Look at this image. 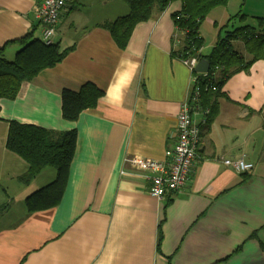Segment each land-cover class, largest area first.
<instances>
[{
	"label": "crops",
	"instance_id": "obj_1",
	"mask_svg": "<svg viewBox=\"0 0 264 264\" xmlns=\"http://www.w3.org/2000/svg\"><path fill=\"white\" fill-rule=\"evenodd\" d=\"M41 1L0 0V47L8 58L41 38ZM250 4L256 11L254 0H230L207 15L204 54L243 24L239 13L254 17L245 12ZM181 8L175 0L137 24L123 49L102 24L128 14L126 0L68 1L54 37L70 49L65 58L24 81L16 98L1 100L0 205L9 207L0 216V264H264L263 59L226 81L211 122L194 114L201 137L182 190L153 197L144 171L126 161H167L176 145L178 114L194 88L173 39V14ZM88 81L104 96L76 121L66 120L63 90L78 91ZM11 119L77 130L57 206L27 210L26 197L54 180L56 170L46 167L29 183L19 179L28 163L6 147ZM238 158L254 167L239 172L225 163Z\"/></svg>",
	"mask_w": 264,
	"mask_h": 264
},
{
	"label": "trees",
	"instance_id": "obj_2",
	"mask_svg": "<svg viewBox=\"0 0 264 264\" xmlns=\"http://www.w3.org/2000/svg\"><path fill=\"white\" fill-rule=\"evenodd\" d=\"M173 1L126 0L129 13L102 26L111 32L119 47L124 49L137 24L164 11ZM181 1L182 8L173 14L176 25L174 43L182 45L176 52L182 59L196 56L199 61H209L207 73L196 74L201 92L199 105L209 110L206 120L211 122L219 111V98L225 95L222 88L226 81L233 74L248 69L255 61L264 60V16H254L255 21L248 22V15L239 13L237 17L243 20V24L227 29L211 53L204 54L202 23L214 8L227 5L230 0ZM235 41L243 43V51L235 47ZM69 50H62L58 42L46 44L41 38H36L25 42L15 57L10 59L5 54V46L0 47V111L2 99L16 98L24 81L33 79L41 71L61 62ZM212 85L216 89H212ZM104 94V90L92 81L84 83L78 91L64 89L63 117L76 121L83 111L96 107ZM8 124L6 147L28 163V170L19 177L22 182H31L46 167L56 170L54 180L26 197L27 210L32 213L57 206L68 184L77 147V130H55L15 119L8 120ZM8 207V204L0 205V216Z\"/></svg>",
	"mask_w": 264,
	"mask_h": 264
},
{
	"label": "built area",
	"instance_id": "obj_3",
	"mask_svg": "<svg viewBox=\"0 0 264 264\" xmlns=\"http://www.w3.org/2000/svg\"><path fill=\"white\" fill-rule=\"evenodd\" d=\"M69 0H42L36 14L43 25L41 39L46 44L54 43L57 26L61 14ZM194 74V88L188 100L180 109L177 119V142L167 161L145 158L142 156H129L126 161L134 168L144 171L145 177L150 180L148 192L157 199H165L176 194L185 186L193 163L197 156V148L201 137V126L194 114L201 113L202 122H206L208 109L200 108V86L198 85L197 71L195 70L199 60L196 56L183 59ZM207 73V72H198ZM212 89H216L212 85ZM227 165L235 167L239 172L250 171L254 164L243 158L225 159Z\"/></svg>",
	"mask_w": 264,
	"mask_h": 264
},
{
	"label": "rangeland",
	"instance_id": "obj_4",
	"mask_svg": "<svg viewBox=\"0 0 264 264\" xmlns=\"http://www.w3.org/2000/svg\"><path fill=\"white\" fill-rule=\"evenodd\" d=\"M254 1L256 2V4H255V10L256 11H250L252 8L251 4H250L249 6H247L245 12L249 13L250 15H254V16H257V15L264 16V0H254ZM247 21L248 22H254L255 20H254L253 16H251L250 18H248ZM235 47L238 48V45L236 44Z\"/></svg>",
	"mask_w": 264,
	"mask_h": 264
},
{
	"label": "water",
	"instance_id": "obj_5",
	"mask_svg": "<svg viewBox=\"0 0 264 264\" xmlns=\"http://www.w3.org/2000/svg\"><path fill=\"white\" fill-rule=\"evenodd\" d=\"M210 68V63L207 59H203L199 61V63L196 65L195 70L197 72H207Z\"/></svg>",
	"mask_w": 264,
	"mask_h": 264
}]
</instances>
